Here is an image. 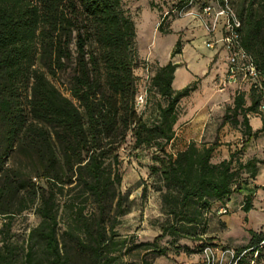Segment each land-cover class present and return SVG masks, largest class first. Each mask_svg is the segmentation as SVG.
Listing matches in <instances>:
<instances>
[{
  "label": "trees",
  "instance_id": "obj_1",
  "mask_svg": "<svg viewBox=\"0 0 264 264\" xmlns=\"http://www.w3.org/2000/svg\"><path fill=\"white\" fill-rule=\"evenodd\" d=\"M233 2L242 19L241 44L254 57L261 86L253 80L249 105L239 92L221 125L241 123L251 138L264 130V0ZM136 40L124 0H0V264H129L125 256L133 250L141 252L137 264H153L170 254L159 244L167 236L177 254L202 253L208 244L250 249L249 256L264 252V230L249 229V241L237 246L211 233L213 215L228 214L235 194L243 195L245 212L254 209L259 185L253 181L264 158L244 161L232 149L216 160L218 132L168 151L182 117L180 100L197 81L175 89L180 64L156 67L149 89L158 97L146 118L136 104ZM180 45L178 39L171 57ZM68 71L71 97L53 81ZM251 112L261 116V128L253 129ZM129 135L133 149L157 148L152 173L164 217L155 221L161 233L153 241L137 242L117 231L133 204L122 190L120 149ZM34 209L39 223L22 241L13 240L14 217ZM149 253L156 255L152 261Z\"/></svg>",
  "mask_w": 264,
  "mask_h": 264
},
{
  "label": "rangeland",
  "instance_id": "obj_2",
  "mask_svg": "<svg viewBox=\"0 0 264 264\" xmlns=\"http://www.w3.org/2000/svg\"><path fill=\"white\" fill-rule=\"evenodd\" d=\"M204 2H212V0H198L194 5L186 8L181 4V0H124L125 6L137 26L136 46L140 59V64L135 69L137 82L140 92L148 90V98L143 105L138 107V111L149 118L155 110V101L158 96L149 89L150 78L156 67L160 66L171 55L172 50L176 47L177 40L181 39V52L185 49L187 56L183 58V63L179 65L181 66L177 72L179 84L184 83L185 78L190 80L193 76H197L201 85L207 81L206 92H202L204 96L207 93H216V95L222 96L210 99L207 106L197 110L193 121L189 122L188 120L189 123L186 125V122L181 126L176 125L177 135L168 144V151L177 153L185 148L190 140H200L204 137V134L208 138H214L218 132L222 145L225 144V146H221L223 151H219L216 156L217 159L227 153L229 146L230 149L237 152V158L244 161L253 156L264 158V130L249 138L248 133H245V126L241 123L228 122L224 126L221 125L226 108L229 105H234L235 97L239 92L245 94L247 105L251 103L253 80L244 73L238 75L236 79L229 80L227 77V52L216 51L215 48L207 47L206 42L211 36L209 34H207L208 38L206 37L203 40V45L195 46L202 55L201 58L197 60L193 55L195 52L190 51V46L197 38L190 32H194L199 27H204L199 17ZM230 2L237 11V3L233 0ZM196 13L198 14L196 15ZM198 23H201V25ZM72 47L76 49L74 43ZM178 54L180 53L175 56L180 57ZM207 57L208 61L204 62ZM53 81L64 94L71 97L69 90L71 85L70 71L60 72L56 78H53ZM224 93H227V95L224 96ZM191 96L192 92L180 100L181 115L186 113L190 106L197 105V100ZM249 116L253 129L261 125L262 118L259 113L251 112ZM239 118L242 119V116L240 115ZM132 143L133 138L129 135L120 149V154L122 159L121 170L123 172L122 190L130 193L133 204L131 211L121 217V223L117 226V231L122 236H133L137 242L153 241L161 233L155 221L164 217L161 210L160 191L155 188L157 184L155 174L152 173V165L155 164L152 154L157 148L136 150L133 149ZM244 177H248V175L244 174ZM41 182L45 184L44 180ZM255 184L259 185V189L252 199L254 209H252L253 211L249 217L245 219L243 215H238L237 211L231 208L228 214L213 215L211 233L216 235L219 240L236 246L242 245L248 241L245 239L248 227H259V230H264V169L261 173L259 171L255 181H253V185ZM145 185L147 190L144 193L143 188ZM239 195V193L235 194L233 199L237 200ZM243 201L244 199L242 203ZM226 215H235L230 219L231 227H228L226 220H224ZM3 221L0 217V228ZM39 221L40 218L35 209L16 215L11 225V238L22 241L28 235L31 227L37 225ZM1 236L0 234V238ZM189 243L190 247L197 248L193 241ZM159 244L170 247V254H177L176 246H174L170 236L161 239ZM192 251L201 255V261L199 260L197 264H203L202 253L196 250ZM186 253L190 254V252ZM155 256V253H149L148 259L152 261ZM140 259L141 252L137 250H133L125 256V260L129 264H137ZM84 262L80 260L81 264H85ZM257 264H264V252L258 257Z\"/></svg>",
  "mask_w": 264,
  "mask_h": 264
},
{
  "label": "built area",
  "instance_id": "obj_3",
  "mask_svg": "<svg viewBox=\"0 0 264 264\" xmlns=\"http://www.w3.org/2000/svg\"><path fill=\"white\" fill-rule=\"evenodd\" d=\"M189 1L192 4L195 0ZM199 17L208 34L211 35L206 45L211 48L221 45L227 52L229 80L236 79L238 75L244 73L256 81V86H261L259 83L260 70L254 57L241 44L242 19L230 0H223V2L217 0L204 5ZM217 33L220 34L217 35ZM146 95V90L138 94L137 107L144 104ZM260 109L264 110V102ZM226 211V208H221V212ZM263 243L264 241L261 242ZM249 251L250 249L238 251L232 246L208 244L202 251V261L203 264H257L259 251H255L252 256L248 255Z\"/></svg>",
  "mask_w": 264,
  "mask_h": 264
},
{
  "label": "crops",
  "instance_id": "obj_4",
  "mask_svg": "<svg viewBox=\"0 0 264 264\" xmlns=\"http://www.w3.org/2000/svg\"><path fill=\"white\" fill-rule=\"evenodd\" d=\"M201 25V23H198ZM193 36H196V40L193 42L192 46H190V51H193L195 52L193 55L194 57L198 60L199 58L202 57V55L197 51V49L195 48V46H198V45H203V40L206 39L207 37V30L204 28V27H199L197 28L194 32H190ZM220 33H217V35H219ZM208 38V37H207ZM211 38V36H209L208 40ZM207 40V41H208ZM207 46V45H206ZM208 47V46H207ZM211 48V47H209ZM216 49V51H223L225 52V48H223L221 45H217L216 47H214ZM186 50L184 49L183 52H180V57H171V55L167 58V60L163 61L161 64H165L167 62H169L170 60H172L174 63H179V64H182L183 63V58H186L185 56L186 55ZM206 61L204 62H207L208 61V57L205 59ZM180 67L181 66H178L176 68V71H175V77H174V80H173V86L175 89H182L184 88L185 86H187L188 84H191L195 81H197V88L195 90L192 91V98L193 99H196L197 100V105L196 106H190V109L188 111H186V113H184L182 115V117L180 118L179 122H178V126H181L182 124H184L185 122V125L188 124L189 122L193 121V117H194V114L197 112V110L203 108L204 106H207L208 102L210 99H215L217 97H221L222 95H216V93H207L205 96L203 95L202 92H206V84H207V81L206 83H203V85H201L198 80H199V77L197 76H193V78H191L190 80L189 79H186L184 80V83L182 84H179L180 82L177 81V72L180 70ZM205 90V91H204ZM194 94V95H193ZM227 93H224V96H226ZM223 96V97H224ZM187 97V96H185ZM260 118V117H259ZM189 120V122H187ZM263 125L262 123V120H261V125L258 126L257 128H261ZM257 128H254V129H257ZM221 146H225L224 145H221ZM219 148L218 150V153L219 151H223V147ZM225 150V149H224ZM232 149H230V146L227 148V153H225L221 158H218L216 160H220V159H223V158H226V157H229L230 155V151ZM217 153V154H218ZM216 154V156H217ZM264 169V165H261L260 166V173L262 172V170ZM247 192V191H246ZM246 192H244L243 194H245ZM242 200H243V195L240 194L239 195V198L236 200V199H231V201L228 203V206L231 208V209H235V211H237L238 215H243L244 218L246 219L247 217L250 216L251 212L253 210H251L250 212H245L243 209H242V206H243V203H242ZM237 207V208H236ZM227 217V218H226ZM225 219L226 222H227V225L228 227H231V220L233 217H235V215H232V216H229V215H226ZM261 227V226H260ZM259 227L257 228H252V229H255V230H258ZM249 229H251V227H248L247 228V232L245 234V239H247L249 241L250 239V232L248 231ZM247 241V242H248ZM190 241L188 240H182V243L183 244H189ZM180 256V257H179ZM201 261V255H198L197 253L195 252H191L190 254H187L186 252H180V254H169V255H161V256H157L156 258H154L153 260V264H197L198 261Z\"/></svg>",
  "mask_w": 264,
  "mask_h": 264
}]
</instances>
